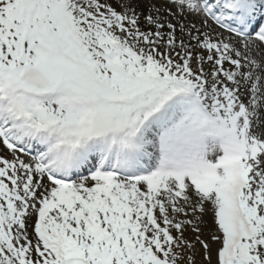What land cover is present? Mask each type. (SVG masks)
<instances>
[{
    "label": "snow or ice",
    "instance_id": "1",
    "mask_svg": "<svg viewBox=\"0 0 264 264\" xmlns=\"http://www.w3.org/2000/svg\"><path fill=\"white\" fill-rule=\"evenodd\" d=\"M0 264H264V0H0Z\"/></svg>",
    "mask_w": 264,
    "mask_h": 264
},
{
    "label": "rangeland",
    "instance_id": "2",
    "mask_svg": "<svg viewBox=\"0 0 264 264\" xmlns=\"http://www.w3.org/2000/svg\"><path fill=\"white\" fill-rule=\"evenodd\" d=\"M197 247L199 248V245H197ZM201 252H202V249H201ZM197 259L200 260V257L198 256Z\"/></svg>",
    "mask_w": 264,
    "mask_h": 264
}]
</instances>
